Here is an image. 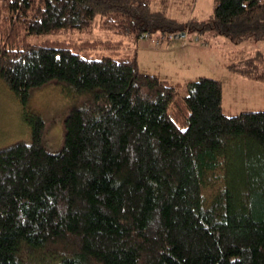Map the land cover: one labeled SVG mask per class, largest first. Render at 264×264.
<instances>
[{"label": "trees", "instance_id": "16d2710c", "mask_svg": "<svg viewBox=\"0 0 264 264\" xmlns=\"http://www.w3.org/2000/svg\"><path fill=\"white\" fill-rule=\"evenodd\" d=\"M162 22L138 0H0V79L23 105L51 82L74 102L57 152L34 114L30 142L0 149V264H264V110L226 116L215 79L179 96L126 55L89 54L115 42L29 40ZM192 24L261 40L264 0H214Z\"/></svg>", "mask_w": 264, "mask_h": 264}, {"label": "rangeland", "instance_id": "374dc122", "mask_svg": "<svg viewBox=\"0 0 264 264\" xmlns=\"http://www.w3.org/2000/svg\"><path fill=\"white\" fill-rule=\"evenodd\" d=\"M138 2L149 14L161 17V28L166 29L169 25L166 23L172 22V31L154 28L145 37L136 38L131 31L114 32L98 28L95 23L87 32L67 30L60 34L30 37L29 40L35 43L72 36L82 40L115 42L114 48H97L89 54L126 55L134 59L139 72L176 85L179 96L187 94L188 82L199 77L215 79L221 86V113L226 116L241 111L264 110V81L249 79L241 71H254V68L264 66V38L231 41L210 30L188 29L196 25L192 23L209 20L214 0ZM69 90L51 82L30 89L23 105L0 79V149L30 142V126L25 116L34 114L43 121L42 145L49 153L57 152L63 133L62 117L74 104Z\"/></svg>", "mask_w": 264, "mask_h": 264}, {"label": "built area", "instance_id": "2783aa9c", "mask_svg": "<svg viewBox=\"0 0 264 264\" xmlns=\"http://www.w3.org/2000/svg\"><path fill=\"white\" fill-rule=\"evenodd\" d=\"M141 36H144V37H145V36H146V34H143V35H141Z\"/></svg>", "mask_w": 264, "mask_h": 264}]
</instances>
